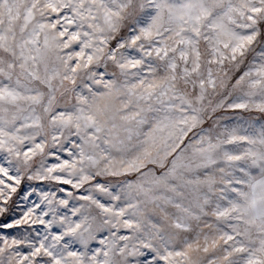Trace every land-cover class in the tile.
<instances>
[{
	"label": "snow or ice",
	"instance_id": "6c2138e0",
	"mask_svg": "<svg viewBox=\"0 0 264 264\" xmlns=\"http://www.w3.org/2000/svg\"><path fill=\"white\" fill-rule=\"evenodd\" d=\"M0 264H264V0H0Z\"/></svg>",
	"mask_w": 264,
	"mask_h": 264
}]
</instances>
